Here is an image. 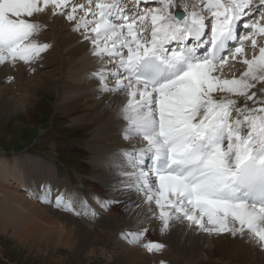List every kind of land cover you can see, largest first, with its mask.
I'll use <instances>...</instances> for the list:
<instances>
[{"label":"snow or ice","instance_id":"snow-or-ice-1","mask_svg":"<svg viewBox=\"0 0 264 264\" xmlns=\"http://www.w3.org/2000/svg\"><path fill=\"white\" fill-rule=\"evenodd\" d=\"M47 11L100 59L91 74L98 91L125 97L118 115L129 146L116 154L114 187L134 191L142 212L121 238L162 252L150 238L156 221L161 235L186 227L247 236L264 249V0H0V66L42 58L51 47L39 40ZM237 59L246 67L226 77ZM30 195L78 216L100 214L48 182ZM94 199L104 209L124 203Z\"/></svg>","mask_w":264,"mask_h":264},{"label":"bare ground","instance_id":"bare-ground-1","mask_svg":"<svg viewBox=\"0 0 264 264\" xmlns=\"http://www.w3.org/2000/svg\"><path fill=\"white\" fill-rule=\"evenodd\" d=\"M185 1H188L189 5L198 2V0ZM81 2L82 0H80ZM39 19L46 25L45 29L39 33V40L49 43L51 47L42 54V58L38 62L31 66L23 63H18L15 69L11 65L0 66V112H4L3 109L7 101H14V109L17 102L19 112H24L29 118L28 115L32 114V104L36 101L35 95H44V92L52 87L61 90L57 103H55L58 112L64 115L74 114L75 120L82 121L86 125L85 127L92 130L93 139H90V142L96 141L97 145L102 148L105 152V165L107 163L112 169V177H109L111 182L98 180V184L91 183V186L102 191L105 198L124 201V203L112 204L105 209L106 213L103 212L99 214L100 217L90 219L87 216H78L62 209L52 208V205H39L33 200L32 203L28 197L27 199L16 198L14 191L9 190V186H0L7 192L0 194V219L6 224V227L14 229V235L20 237L24 246L30 250H34L36 247L38 250L50 252L59 251L60 247H65L70 250L73 256H87V254L97 255L101 248L99 246H106L109 249V256H134L132 261L135 259L136 264H142V258L145 259L146 264H150L152 253L144 250L129 251L127 244L121 241L123 240L121 235L116 232L119 229H123V231L129 228L133 229L142 212V209L137 207L139 200L134 191H120L114 187L117 180V169L114 166L117 163L116 154L122 148L120 146L123 148L129 146V142L121 137L123 121L118 115L125 102L124 94L112 93L110 96H106L98 91L97 81L91 74L98 69L101 61L92 53H88L87 49L91 48V45L84 41L78 31L72 29V25L68 21H64L62 17L53 16L50 11L41 14ZM249 45L250 43L246 44V47ZM238 61L239 65L233 64L237 76L240 73L237 68L243 70L246 67L239 59ZM30 68L36 70L33 72L30 71ZM79 69L81 70L78 72V79H76L77 71L74 70ZM232 72L233 70L224 74L231 78ZM10 76L13 77V81L7 79ZM90 82L92 84L87 85ZM15 85H18V89L23 92L21 99H16L14 95L9 97L10 89ZM79 88L83 91L75 93ZM101 141L103 145L99 144ZM98 146L97 148H99ZM29 160L33 161L31 163L33 166L35 159L29 158ZM6 165V161L0 157V175L7 172L20 180L21 174H17L14 169L8 172L4 169ZM33 167L36 165L34 164ZM92 174H95V170ZM102 176L104 175L100 174L98 177ZM61 178L62 181L65 179L63 176ZM81 179L83 181V177ZM56 181H59V177ZM70 191L81 196V193L75 189L71 188ZM86 195L87 193L83 198L86 199ZM90 201L93 200L88 198L87 202L90 203ZM19 202L23 203L22 207L16 205ZM157 223L153 221L150 226L152 228L150 238L167 244L168 250L157 252L156 256H181L180 249H183L188 256L192 257V260H203L206 264L210 261L224 264V256L227 255V252L230 253L234 250L236 248L234 246L238 243L239 257H242L244 262H237L256 264L250 259L252 256L258 255L256 247L246 248L240 243L239 237L209 236L195 230H188L186 227H177L171 232L161 235L157 230ZM118 225L121 228H118ZM120 249L125 251H119Z\"/></svg>","mask_w":264,"mask_h":264},{"label":"rangeland","instance_id":"rangeland-1","mask_svg":"<svg viewBox=\"0 0 264 264\" xmlns=\"http://www.w3.org/2000/svg\"><path fill=\"white\" fill-rule=\"evenodd\" d=\"M75 2L80 3V0H75ZM182 2H184V0H178L177 3L179 4ZM185 3H188V1H185ZM64 21L66 20L64 19ZM78 33L82 36L81 32ZM245 49L246 55L251 57L252 49L250 45ZM87 51L90 54L92 53L91 48H88ZM238 62L237 59V61H233L232 64L239 65ZM234 69L235 68L233 67L231 69L226 67L224 73L227 71H234ZM80 70L81 69L74 70L77 71L75 74L76 79H78L77 76ZM238 70L241 72L242 68H237V71ZM11 78V81H13V77ZM90 84L92 83L90 82L87 85L90 86ZM76 90L75 93H81L83 91L81 88ZM60 93L61 90L52 87L44 92V95H35L36 101L32 104V114L28 115L29 118H27L24 112H19L20 110L17 108V102L15 103V109L14 101L6 102V106L3 109L4 112H0V157H3L4 161H6L7 165L4 166L5 170H8L9 172L14 169L17 174L21 175L20 180H18L14 176L3 171L5 174L2 176L0 175V186H9V190L12 192L14 191L16 198L27 199L28 197L31 199V202L32 200L36 201L39 205L46 204L33 198L30 195V191L37 188L42 182H48L55 188L59 189H67L70 191L72 188L79 191L81 197L87 193L86 200L88 198L93 200L89 203L91 207L100 211V214L103 212L106 213L105 209L100 208L99 204L96 203V199H94L99 198L103 201L105 200V197L103 196L104 194L102 191L94 189L91 186V183L98 184V180H108L111 182L109 177H112V169L107 163L105 165V152H103L102 148L97 145L96 141L90 142V139H93L92 130L85 127L86 125L82 121L75 120L74 114L64 115L58 112L55 103H57ZM12 95H14L16 99H21L23 97V92L18 89V85H15V87L10 89L9 97ZM100 143L103 145L102 141L99 142V144ZM97 146L100 149L97 148ZM121 147L123 148V146H120V148ZM64 148L66 151H64ZM29 158L35 159L34 164L36 167H33L34 164L31 166L33 161H30ZM94 170L95 174H92ZM100 174L104 176L99 178L98 176ZM62 176L65 178L63 181L61 178ZM58 177L59 181L57 182L56 179ZM81 177H83V181ZM3 187H0V194L7 193ZM22 204V202L16 203L19 207H22ZM52 208L56 207L53 206ZM5 227L6 224L0 219V264L137 263L135 259L132 261V257L134 256H109V249L106 246H99L101 248L98 250L97 255L87 254V256H73L70 250L65 247H60L59 251L50 252L46 250H38L36 247L34 250H30L24 246L20 237L14 235V229L12 227L10 229L7 226L9 228L8 230L6 229L7 227ZM118 228H121V226L118 225ZM127 230L131 229L129 228ZM122 231L123 229H119L116 232L120 235ZM239 240L241 241L239 242L246 248L256 247V253L258 255L256 254L257 256H252V258H250L253 263L264 264V249L257 246L247 236L243 239L239 237ZM121 241L127 244V249H129V251H146L142 246L130 244L125 239ZM165 245L166 247L162 252L168 250V245ZM234 247L236 248L230 253L227 252V255L224 256V264H242L244 262L242 257H239L240 249L238 243ZM119 251L125 250L120 249ZM47 254L48 256H46ZM180 254L181 256L161 257L156 256V253H152V261L150 264H160L161 261H164L165 264H206L203 260H192V257L188 256L183 249H180ZM142 260V264H146L145 259L142 258ZM237 261L242 263H238ZM207 264L217 263L210 261V263L207 262Z\"/></svg>","mask_w":264,"mask_h":264}]
</instances>
